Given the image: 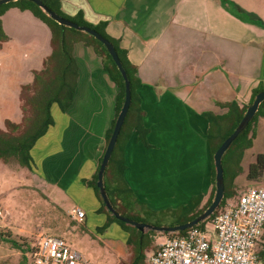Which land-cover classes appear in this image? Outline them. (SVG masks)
<instances>
[{
  "label": "crops",
  "instance_id": "crops-1",
  "mask_svg": "<svg viewBox=\"0 0 264 264\" xmlns=\"http://www.w3.org/2000/svg\"><path fill=\"white\" fill-rule=\"evenodd\" d=\"M59 2L65 15L103 25L138 68L147 133L140 140L135 130L124 148L128 186L156 211L187 205L199 195L205 203L213 190L205 113L224 115L228 109L220 104L233 101L248 105L253 90L264 85V0ZM1 20L9 39L0 47V81L12 84L16 100L14 117L0 107V130L6 131V121L23 122L22 88L43 70L53 46L50 28L31 11L11 8ZM85 41L72 37L79 69L73 103L66 111L52 107L54 124L32 149L27 170L30 185L66 214L62 235L81 255L99 246L120 251L129 239L115 222L102 231L108 216L89 184L107 148L119 88ZM2 60L12 66L4 68ZM263 127L261 118L255 140ZM76 209L85 213L83 221L73 216Z\"/></svg>",
  "mask_w": 264,
  "mask_h": 264
},
{
  "label": "trees",
  "instance_id": "trees-1",
  "mask_svg": "<svg viewBox=\"0 0 264 264\" xmlns=\"http://www.w3.org/2000/svg\"><path fill=\"white\" fill-rule=\"evenodd\" d=\"M41 1L50 10L61 17L69 19L80 26L92 28L112 42L127 72L128 79L131 82L132 104L104 175L105 187L113 207L124 217L130 218L136 222L158 227L165 225L177 226L196 219L208 209L215 197L216 169L214 154L224 141L236 130L244 118L248 107L255 101L257 94L264 92V85L261 84L253 90L252 98L248 105L240 107L236 101H233L220 104L222 107L228 109V112L224 115L219 116L205 113V116L210 121L208 137L213 159V190L210 198L204 203V197L199 195L194 197L189 204L180 206L176 209L153 210L140 202L125 180L127 165L124 148L135 130L139 132L140 140L144 139L147 133L146 129L143 127L145 113L141 107L142 101L138 94V90L142 86V82L138 77V68L129 61L127 52L121 48L120 42L113 39L105 32L103 25L93 26L86 23L81 16L69 17L65 15L61 9L59 0ZM11 8L29 10L48 25L52 32L53 51L46 59L43 70L35 73L34 82L22 88L23 122L21 124H15L6 121V131L0 130V162H3L5 166L15 163L20 169L31 170L33 162L31 151L36 143L48 133L49 129L54 124L52 107L58 104L66 111L72 105L79 77L78 65L72 54V37L74 35L84 37L86 39L85 43L93 47L96 53L103 58L105 69L109 72L110 77L119 88L116 118L107 135L108 146L114 132L118 115L125 102L126 93L124 78L107 48L89 34L60 25L49 17L38 5L28 0L10 2L0 6V47L9 39L3 29L1 17ZM261 118H264V102L261 104L259 111L245 131L239 135L224 155L225 197L221 203V211L226 208L231 199L237 197L238 188L236 181L238 177L244 173L242 167L244 154L246 150L254 145L257 136V124ZM247 179L250 182H255V184L264 183V154H259L255 162L251 164L247 173ZM97 180L98 173L89 184L92 185L99 198L102 199L99 189L97 188ZM102 208L108 216L107 223L102 231H105L113 222L120 225L122 229L129 234L127 247H129L131 252L130 264H149V262L147 263L149 253L148 256H146V252L155 244V238L158 236V233L148 231L143 234L137 228L117 220L115 216L107 210L104 203ZM220 210L216 211L207 221L199 225V227L205 229L206 226L214 220ZM166 219L173 222L171 224L168 221L165 222ZM188 231L189 230L168 235L170 237L185 236ZM10 242L14 247L22 251L23 264H33L31 256L34 254L37 244L21 248L17 241L13 240ZM259 255L261 263L264 264V235L259 246Z\"/></svg>",
  "mask_w": 264,
  "mask_h": 264
},
{
  "label": "rangeland",
  "instance_id": "rangeland-1",
  "mask_svg": "<svg viewBox=\"0 0 264 264\" xmlns=\"http://www.w3.org/2000/svg\"><path fill=\"white\" fill-rule=\"evenodd\" d=\"M15 62V60H12ZM2 66H12L7 60H2ZM11 69H15L12 67ZM12 94V84L0 81V107L6 115L14 117L15 96ZM4 100L1 104V100ZM259 154H264V127L259 131V136L253 147L245 151L242 161L244 173L238 177L237 197L228 203L234 204L243 191L252 187H261L247 179L248 170ZM30 175L26 169H20L15 163L5 166L0 162V264H23L22 251L12 245L10 241H17L21 248L36 245L42 235H56L62 237V232L67 228L66 214L56 207L42 192L32 187L29 182ZM220 210V208H219ZM218 210V211H219ZM221 211V210H220ZM170 224L173 222L167 220ZM169 226V225H165ZM171 226V225H170ZM62 231V232H61ZM208 233L213 236L214 229L207 225ZM170 236L158 234L155 244L146 252L149 256L159 244L164 243ZM157 240H160L159 242ZM120 251L111 252L99 246L92 253L83 252V264H130L131 252L129 247H119ZM147 257V263H148Z\"/></svg>",
  "mask_w": 264,
  "mask_h": 264
},
{
  "label": "built area",
  "instance_id": "built-area-1",
  "mask_svg": "<svg viewBox=\"0 0 264 264\" xmlns=\"http://www.w3.org/2000/svg\"><path fill=\"white\" fill-rule=\"evenodd\" d=\"M83 221L85 213L73 210ZM207 226L189 229L185 236L169 237L151 252L149 264H262L259 246L264 235V186L244 191L234 204L220 211ZM33 264H83V256L63 238L45 234L31 256Z\"/></svg>",
  "mask_w": 264,
  "mask_h": 264
},
{
  "label": "water",
  "instance_id": "water-1",
  "mask_svg": "<svg viewBox=\"0 0 264 264\" xmlns=\"http://www.w3.org/2000/svg\"><path fill=\"white\" fill-rule=\"evenodd\" d=\"M20 0H0V6L4 4H8L10 2H15ZM36 5H38L45 13L49 15L53 20H55L57 23H59L62 26L73 28L75 30L81 31L83 33L89 34L96 38L98 41H100L108 50L109 54L111 55L112 59L114 60L115 64L117 65L119 71L121 72L124 81H125V102L122 106L121 112L118 115L116 125L114 128V132L112 134V137L109 141V144L106 148L102 163L100 165V169L98 172V180H97V188L99 189L101 198L103 200V203L105 204L107 210L115 216V218L121 222H124L130 226H133L137 228L140 232L143 234L148 231H153L158 234H177L179 232H184L186 230L192 229L196 226L201 225L203 222L207 221L216 211L219 210L221 207V203L225 197V178H224V167H223V158L226 152L229 150L233 142L241 135L245 129L248 127L250 122L254 119L255 115L259 111V108L261 104L264 102V92H260L257 94L255 101L252 105H250L246 111V114L236 130L233 132V134L228 137L224 143L220 146V148L217 150V152L214 154V163H215V169H216V193L213 202L208 207V209L202 213L200 216H198L196 219H194L191 222H188L186 224H181L177 226H155L145 223L136 222L130 218L124 217L120 213L116 211V209L113 207L112 203L110 202V199L107 194V190L104 183V175L106 168L110 162L111 156L113 154V151L117 145L119 136L121 134L122 128L124 126L126 117L129 113L131 104H132V87L131 82L128 79V75L126 70L123 67V64L119 58V55L116 51V48L112 42H110L108 39L104 38L98 31L86 27V26H80L77 23L65 19L58 15L57 13L50 10L41 0H28Z\"/></svg>",
  "mask_w": 264,
  "mask_h": 264
}]
</instances>
